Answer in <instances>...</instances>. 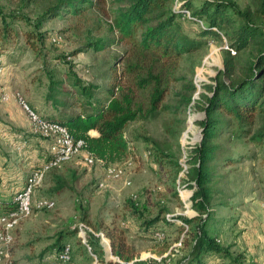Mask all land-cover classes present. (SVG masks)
<instances>
[{
	"label": "rangeland",
	"instance_id": "374dc122",
	"mask_svg": "<svg viewBox=\"0 0 264 264\" xmlns=\"http://www.w3.org/2000/svg\"><path fill=\"white\" fill-rule=\"evenodd\" d=\"M192 1L195 8H200L205 1L226 0ZM232 1L241 9L252 7L251 0ZM48 2L41 0L25 7L21 0H0V7L6 14L24 13L34 20ZM115 6L111 0H103L81 14L47 20L36 31L25 19H16L6 28L0 15V95L6 96L0 100V194L11 185H21L23 181L14 178L22 176L25 180L39 161L47 159L49 142L34 131L21 99L40 116L66 119L91 110L88 97L73 84L74 74L84 84L95 86L94 100L109 97V90L120 81L117 76L122 77L124 85H130L133 74L126 69L135 60L134 47L130 39L119 40L111 32V10ZM182 7L181 1L176 0L175 8L185 12L180 19L182 30L197 37L207 22ZM11 20L7 18L8 22ZM106 36L116 39L111 46L100 51L89 47L90 42ZM208 40L207 46L179 63L177 76L188 75L197 85L182 132L170 133L171 128L176 130V123L169 113L131 122L125 131L131 152L122 161L128 160L123 178H113L107 173V168L117 163L90 165L84 152L51 169L49 172L59 170L65 174L67 167H73L79 177L65 179L69 187L58 194L47 174L35 196L54 199L56 205L52 209L34 208L31 216L13 232L15 243L11 250L16 264H50L46 258L55 251L60 238L61 245L72 244V264H118L122 260L113 253L107 234L110 229L125 236L136 260L146 264H188L193 234L182 217L198 215L192 207L194 189L190 184L194 182L189 175L190 152L203 137L199 121L204 115L198 108V100L202 92L209 93L204 84L213 83L224 68L223 52L232 49L222 32L221 38L210 35ZM52 79L57 103L48 97ZM170 86L173 95L180 83L172 81ZM144 96L141 98L145 99ZM223 130L218 142L235 161L217 168L218 175L212 181L213 213L208 228L222 245L231 247L234 255L243 254L246 262L264 264V146L252 142L249 135L238 136L236 126L232 127V133L230 128ZM134 196L139 202L138 213L130 206ZM157 216L161 218L158 226L165 231L161 238L146 229V222ZM165 216L173 222H165ZM80 222L97 233L103 232L110 240L112 253L109 245L108 251L103 249L101 237L89 231L87 237L93 248L90 251L79 235ZM92 253L98 255L99 262ZM172 254L176 255L170 257ZM228 261L213 255L204 259L205 264Z\"/></svg>",
	"mask_w": 264,
	"mask_h": 264
},
{
	"label": "trees",
	"instance_id": "16d2710c",
	"mask_svg": "<svg viewBox=\"0 0 264 264\" xmlns=\"http://www.w3.org/2000/svg\"><path fill=\"white\" fill-rule=\"evenodd\" d=\"M21 1L25 7H29L41 0ZM101 1L103 0H49L48 5L34 20H30L24 13L18 16L6 14L1 7L0 15L6 28L16 19H25L32 23L33 30L36 31L47 20L67 14H81ZM180 1L182 9L192 10L193 17L207 22L197 37L182 30L180 19L185 16V12L175 8L176 0H111V4L116 5L111 10V32L118 35L119 40L130 39L134 47L135 60L126 69L127 73L133 74L130 85H124L122 77L117 76L116 79L120 81L109 90V97L94 100L95 86L84 84L74 74L73 84L88 97L87 104L91 110L66 119L42 117L65 125L76 140L85 142L86 150L105 163L122 162L131 152L130 140L125 133L131 122L169 113L176 123V130L171 128L170 133L182 132L187 121V107L193 100L197 85L188 75L177 76L179 63L186 56L207 46L208 36L221 38L222 32L232 49L223 52L224 68L213 78L214 82L204 84L209 93L202 92L198 100V108L204 115L199 121L203 137L189 155V175L194 182L190 184L194 189L192 207L198 215L192 218L182 217L190 225L188 231L193 234L187 259H190L188 264H205V257L213 255L222 260L229 259L227 264H252L246 262L243 254L234 255L230 246L222 245L218 237L211 234L208 221L213 213L212 181L218 175L217 168L235 161L218 142L223 129L230 128L232 133V127L236 126L240 133L238 136L249 135L252 142L264 146V0H251L252 7L247 9H241L232 0L205 1L200 8H195L192 0ZM8 17L12 18L11 22L7 21ZM40 36L43 40V32ZM115 40L114 36L99 37L88 45L100 51L111 46ZM172 81L179 82L180 88L170 95ZM50 84L48 97L57 103V98L52 93L55 80L52 79ZM195 118L194 116L193 121ZM93 129L99 132L98 136L90 134ZM55 177L56 185L52 189L58 193L69 187L65 179L79 176L74 172L67 178L61 175ZM130 206L133 212H139L136 197L131 198ZM16 209L17 204L12 199L0 202V215ZM160 219L157 216L146 222V229L152 230L154 237L165 232L158 226ZM164 220L173 222L166 216ZM107 234L112 240L113 253L122 260L118 264H146V261L136 260L134 249L128 245L122 233L110 229ZM61 240L62 238L55 244V251L62 248Z\"/></svg>",
	"mask_w": 264,
	"mask_h": 264
},
{
	"label": "built area",
	"instance_id": "2783aa9c",
	"mask_svg": "<svg viewBox=\"0 0 264 264\" xmlns=\"http://www.w3.org/2000/svg\"><path fill=\"white\" fill-rule=\"evenodd\" d=\"M6 99L5 95H0V100ZM28 112L29 118L32 122L34 131L46 139L49 144L47 147V159L40 165L36 166L27 176L24 185L18 189L12 197V201L17 204V209L8 214L0 215V264H15L12 256V246L15 243L13 232L18 228L21 222L31 216L34 208L38 209H52L56 205V201L51 198L35 197L36 191L43 185L48 172L53 168H58L62 164L78 156L82 152L85 153V160L88 164L104 163L94 153L85 149V142L83 140H76L68 128L58 122L44 119L29 107L25 100L21 99ZM128 160L117 163L115 166H109L107 173L113 178H123L125 176V165ZM126 181V184H130ZM136 197V196H135ZM82 242L88 247L90 251L93 250L88 239V232L102 238L101 242L107 248L110 240L107 239L103 232L97 233L86 223L80 222L77 226ZM158 238L163 236V233L157 234ZM107 240V241H106ZM175 252L178 248L173 247ZM96 262L98 257L92 253ZM174 255V254H173ZM73 247L72 244L66 242L58 251H54L46 258L50 264H72Z\"/></svg>",
	"mask_w": 264,
	"mask_h": 264
},
{
	"label": "crops",
	"instance_id": "0c3cea01",
	"mask_svg": "<svg viewBox=\"0 0 264 264\" xmlns=\"http://www.w3.org/2000/svg\"><path fill=\"white\" fill-rule=\"evenodd\" d=\"M90 134L92 136H98L99 135V132L97 130L93 129V130L90 131ZM47 147H48V144H47ZM44 161H42V160L39 161L37 165L42 164ZM66 169H67V172H65V174H63L62 172H59V170H54L53 173H50L49 174L48 178H50L49 181H52V183H53L52 187H55V185H56L55 184V178H56L55 175H61V176L65 177V178H67L68 175H71L74 172H76L77 175H78V172H77V170L75 168H73V167H67ZM54 172H55V174H54ZM14 179H17L18 182L20 180H22L23 182L21 181L22 182L21 185H16L15 187H13V185H11V187L9 189H3V191H1V194H0V202L3 201V200H6V199H12L13 194L15 193V191H17L18 189H20L24 185L23 183H25V180H26V178H25V180H23L22 179V176H19L18 178H14ZM13 188L15 190H13ZM66 189H64L63 191L58 192V194H61L62 192H65ZM100 244L102 245V247H103L104 250L108 251V249L105 248V246L102 244L101 241H100ZM97 257H98V255H97ZM218 259L220 260V258H218ZM98 260H99V257H98ZM97 262H99V261H97Z\"/></svg>",
	"mask_w": 264,
	"mask_h": 264
},
{
	"label": "bare ground",
	"instance_id": "6f19581e",
	"mask_svg": "<svg viewBox=\"0 0 264 264\" xmlns=\"http://www.w3.org/2000/svg\"><path fill=\"white\" fill-rule=\"evenodd\" d=\"M107 241V240H106Z\"/></svg>",
	"mask_w": 264,
	"mask_h": 264
}]
</instances>
